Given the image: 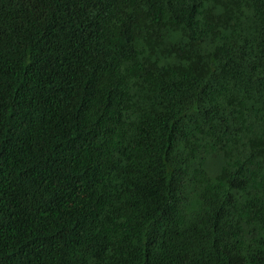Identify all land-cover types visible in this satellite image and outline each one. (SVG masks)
<instances>
[{
	"label": "trees",
	"instance_id": "obj_1",
	"mask_svg": "<svg viewBox=\"0 0 264 264\" xmlns=\"http://www.w3.org/2000/svg\"><path fill=\"white\" fill-rule=\"evenodd\" d=\"M0 264H264V0H0Z\"/></svg>",
	"mask_w": 264,
	"mask_h": 264
}]
</instances>
